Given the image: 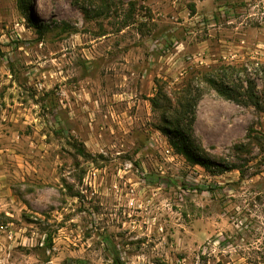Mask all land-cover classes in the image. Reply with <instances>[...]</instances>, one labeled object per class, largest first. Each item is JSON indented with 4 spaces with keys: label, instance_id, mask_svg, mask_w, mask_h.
<instances>
[{
    "label": "rangeland",
    "instance_id": "rangeland-1",
    "mask_svg": "<svg viewBox=\"0 0 264 264\" xmlns=\"http://www.w3.org/2000/svg\"><path fill=\"white\" fill-rule=\"evenodd\" d=\"M104 1L0 0V264H264V0Z\"/></svg>",
    "mask_w": 264,
    "mask_h": 264
},
{
    "label": "trees",
    "instance_id": "trees-1",
    "mask_svg": "<svg viewBox=\"0 0 264 264\" xmlns=\"http://www.w3.org/2000/svg\"><path fill=\"white\" fill-rule=\"evenodd\" d=\"M102 4L105 3L104 0H101ZM28 16L30 21L27 23L28 27L34 25L31 21V13L29 10ZM257 72L261 74V77L264 80V63L257 64ZM248 67H241L240 70H235L234 67L226 66L221 67L215 73H210L206 75L203 80L204 83L221 97L236 102L240 105H251L255 108H259L258 97L254 93V83L249 79ZM244 81L241 80V77ZM238 82V83H235ZM242 82L245 83L246 88L243 87ZM243 90V91H242ZM242 92V93H241ZM185 98L178 100V109L175 111V125L174 127H168L162 129V133L166 136L167 142L171 149L175 152L176 155L181 156L188 164L192 166H199L207 172H210L211 165L210 161L204 159L201 154L198 152V149L193 145L190 136H189V125L184 126L183 123L187 119L192 118L194 105L199 96H194L191 94V91H187ZM152 109L157 108L158 104L155 100H151ZM222 168V167H221ZM235 169L231 166L223 167L220 172L229 171ZM116 264H122L119 260L115 261Z\"/></svg>",
    "mask_w": 264,
    "mask_h": 264
},
{
    "label": "built area",
    "instance_id": "built-area-1",
    "mask_svg": "<svg viewBox=\"0 0 264 264\" xmlns=\"http://www.w3.org/2000/svg\"><path fill=\"white\" fill-rule=\"evenodd\" d=\"M165 152H166V155H168V156H172L173 155V152L170 149H168V148L165 150Z\"/></svg>",
    "mask_w": 264,
    "mask_h": 264
}]
</instances>
